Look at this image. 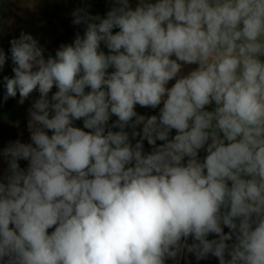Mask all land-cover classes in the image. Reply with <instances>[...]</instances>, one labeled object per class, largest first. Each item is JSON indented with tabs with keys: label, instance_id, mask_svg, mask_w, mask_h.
Returning a JSON list of instances; mask_svg holds the SVG:
<instances>
[{
	"label": "clouds",
	"instance_id": "9594fccd",
	"mask_svg": "<svg viewBox=\"0 0 264 264\" xmlns=\"http://www.w3.org/2000/svg\"><path fill=\"white\" fill-rule=\"evenodd\" d=\"M110 3L54 56L10 40L4 101L38 98L0 151V264H264V0Z\"/></svg>",
	"mask_w": 264,
	"mask_h": 264
},
{
	"label": "trees",
	"instance_id": "16d2710c",
	"mask_svg": "<svg viewBox=\"0 0 264 264\" xmlns=\"http://www.w3.org/2000/svg\"><path fill=\"white\" fill-rule=\"evenodd\" d=\"M86 5L90 6L89 11L93 15L101 16L105 15L112 6L110 0H0V49H3L9 57L0 70V151L17 139L25 143L30 142V133L27 130L28 109L38 98V92H34L22 105L18 103L19 94L4 101L6 89L3 77L14 75L9 52L10 40L18 38L22 31L30 33L46 49V57L49 54L54 56L61 44L73 41L77 32L83 35L84 25H73L71 13L74 9ZM55 90L53 88V92ZM138 109L144 115L158 113V109L139 106ZM115 119L112 117V120ZM76 125L82 127V121H77ZM148 151H151V148L145 152ZM20 165L26 168L27 161H20ZM7 167V161L0 155V178L4 176ZM179 264H183V261L181 260Z\"/></svg>",
	"mask_w": 264,
	"mask_h": 264
},
{
	"label": "crops",
	"instance_id": "0c3cea01",
	"mask_svg": "<svg viewBox=\"0 0 264 264\" xmlns=\"http://www.w3.org/2000/svg\"><path fill=\"white\" fill-rule=\"evenodd\" d=\"M130 2L133 4V6H135V3H136V0H130ZM191 67H194V66H191ZM189 70V68H185L184 71L187 72ZM171 83L173 82H170V85L171 86ZM137 111L139 110L138 109V106H137ZM138 113L141 114V112L138 111ZM148 148H151L150 145L147 144V141H144V150H148ZM205 155V152L201 151L200 153V156L203 157ZM228 229L225 228V232H227ZM209 238H215L214 236L210 235ZM189 242H191V240H189ZM231 243V242H229ZM183 261V264H219V261L217 258L215 257H212V256H209V258L207 259H204V260H200V261H197L194 257V255L192 254H187L186 256H184L182 259H180V261ZM179 261V262H180ZM173 263L172 261H168L167 264H171Z\"/></svg>",
	"mask_w": 264,
	"mask_h": 264
}]
</instances>
